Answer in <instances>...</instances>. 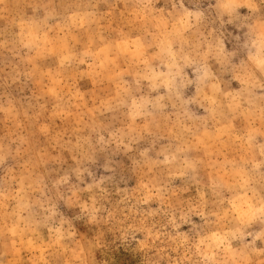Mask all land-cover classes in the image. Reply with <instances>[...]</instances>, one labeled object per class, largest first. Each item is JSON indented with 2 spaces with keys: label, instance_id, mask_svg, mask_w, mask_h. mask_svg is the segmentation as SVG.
<instances>
[{
  "label": "rangeland",
  "instance_id": "374dc122",
  "mask_svg": "<svg viewBox=\"0 0 264 264\" xmlns=\"http://www.w3.org/2000/svg\"><path fill=\"white\" fill-rule=\"evenodd\" d=\"M0 264H264V0H0Z\"/></svg>",
  "mask_w": 264,
  "mask_h": 264
}]
</instances>
